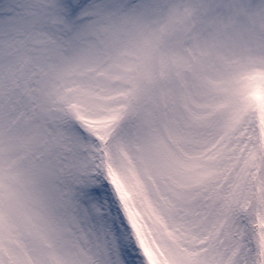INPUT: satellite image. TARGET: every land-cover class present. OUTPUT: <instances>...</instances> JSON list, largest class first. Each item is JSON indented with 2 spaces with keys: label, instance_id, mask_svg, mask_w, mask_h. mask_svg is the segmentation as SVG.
<instances>
[{
  "label": "snow or ice",
  "instance_id": "1",
  "mask_svg": "<svg viewBox=\"0 0 264 264\" xmlns=\"http://www.w3.org/2000/svg\"><path fill=\"white\" fill-rule=\"evenodd\" d=\"M0 264H264V0H0Z\"/></svg>",
  "mask_w": 264,
  "mask_h": 264
}]
</instances>
